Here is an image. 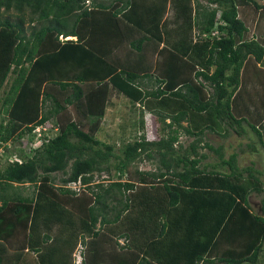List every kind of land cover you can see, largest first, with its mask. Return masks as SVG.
<instances>
[{
  "label": "trees",
  "instance_id": "obj_1",
  "mask_svg": "<svg viewBox=\"0 0 264 264\" xmlns=\"http://www.w3.org/2000/svg\"><path fill=\"white\" fill-rule=\"evenodd\" d=\"M167 1L0 0V9L20 15L17 22L0 19V90L8 86L0 143L7 148L40 127L37 146L0 163V242L18 227L27 229L9 264L22 263L30 252L32 264H75L78 245L81 264H264V198L261 214L248 203L249 194L264 191L257 170L237 168L235 154L220 156L229 172L208 169L197 152L213 150L204 137L218 133L222 122H246L264 148V104L253 115L250 93L242 95L247 64L254 61V73H264V34L248 37L240 16L244 7L260 11L264 4L192 0L194 38L205 41L191 51L194 60L165 45L151 72L119 69L105 59L122 39L117 16L144 32L131 48L141 50L148 39L162 42ZM178 2L170 0L173 12ZM64 35L76 38L61 41ZM87 82L94 85L84 90ZM44 84L57 87L64 102ZM112 90L138 108L139 134L121 148L122 156L96 136ZM260 95L264 99V89ZM65 111L72 117L61 123L57 117ZM146 113L160 120L165 136H144ZM47 123L53 135L40 134ZM179 132L193 137L182 152L175 146ZM143 154L158 166L135 168L137 181L93 180V173L109 172L112 159L124 169Z\"/></svg>",
  "mask_w": 264,
  "mask_h": 264
},
{
  "label": "rangeland",
  "instance_id": "obj_2",
  "mask_svg": "<svg viewBox=\"0 0 264 264\" xmlns=\"http://www.w3.org/2000/svg\"><path fill=\"white\" fill-rule=\"evenodd\" d=\"M199 1H201L202 3H207V0ZM258 1L261 4H264V0ZM243 10L245 11L242 13ZM240 12V16L249 28V31L247 33L248 37H252L253 35L260 37L262 34H264V8L258 11L252 7H244ZM172 13L173 6L171 5L168 11V15L171 16ZM3 18H8L11 22L20 21L19 13L14 10L5 12L3 11V9H0V19ZM27 25V16H25L24 27H27ZM202 46L199 45L196 50H198ZM254 64V61H252V63L250 64H247L249 71L245 70L243 77L247 75L249 76V79L247 81L244 80L246 86L244 88L245 93L242 94L243 97L247 98L246 92L248 91L250 93V99H252V101L251 103H247L250 105V110L253 111V115L257 111H263L261 103L264 104V99L260 95L264 89V73H261L259 71L260 73L255 74L254 70H256L258 67H254ZM251 66H253V68ZM6 90H8V86H4V88L0 90V123H2L3 125L6 124L8 120V117L3 113L2 109L3 91ZM110 93L111 95L109 99L111 104L106 109V114L102 120L100 129L96 133V136L107 144L113 145L115 153L122 156L121 148L128 141H132L139 134L136 132V127L134 124V119L137 118L138 115V108L137 106H132L129 99L116 90H112V92ZM64 97L63 93H60L59 97L57 98L63 103ZM145 116L146 126L144 136L146 138L158 139L160 136H163V134L164 136L167 134V132L162 133L160 131L162 124L158 118L149 113L145 114ZM69 117H72V113L70 111L61 112L58 115L57 120L59 118V122L62 123L65 122ZM50 123H47V130L45 129V131H42L41 129L40 134L42 133L44 135V133H46L49 135H53L55 133V131H52L50 129ZM241 126L242 127H239L236 124H233L232 126H230L229 124L225 125L222 122L220 127L221 130L218 133L207 132L204 137V142H207L209 145H211L213 147V150L203 146L197 148V152H199V154L205 155V157L201 160L200 165L208 169H211L216 165L215 168L217 170H220L222 172H229V166L220 163V156L228 159L232 154H235V162L237 168L243 169L247 166L252 167L254 170H257L256 174H258L262 182H264V148L261 144H259L258 138L246 122H243ZM37 134L38 133L36 132L35 136L34 134L32 136V134L30 133L25 135L21 140H11L9 142V147L6 145L7 148L5 147V145H2V143H0L1 166H5L7 159L12 157L13 155H20L23 153L22 151L29 152V148H32L33 143L37 144V139H39L40 137L39 136L37 138ZM178 136V143H175L176 150H179L181 152L182 150L185 151V148L192 142L193 137L187 136L182 132H179ZM178 144L181 145V148L178 147ZM215 149H220V153H216ZM29 155L26 154L25 156ZM24 157L19 156V159L22 160ZM117 165L118 160L112 159L110 162V173L106 171L95 172L93 173V180L98 182L102 179L112 178L111 180L125 181L131 179L132 181H137L135 174H133V170L135 168L141 170H155V168L158 166V159H155L153 161L151 159H147L143 154L142 160H136L124 169H119ZM246 174L247 173L245 172L244 176ZM59 176L60 174H58V177ZM27 186V190L31 189L29 185ZM263 198L264 191L261 193L252 192L251 194H249L248 203L254 213L261 214ZM87 199H91V197L88 196ZM26 230V228L18 227L15 234L8 240V242H0V256L3 260L2 264L14 263L15 259L14 255H12V248L25 242ZM80 251L81 246L78 245V249L74 252L76 264H79ZM25 254L27 256H25L24 260L22 259V263L19 262V264H32L33 262L31 258H33L34 260L36 259L34 253L32 254V252H30L29 254ZM15 264H18V261ZM259 264H263V261H261Z\"/></svg>",
  "mask_w": 264,
  "mask_h": 264
},
{
  "label": "crops",
  "instance_id": "obj_3",
  "mask_svg": "<svg viewBox=\"0 0 264 264\" xmlns=\"http://www.w3.org/2000/svg\"><path fill=\"white\" fill-rule=\"evenodd\" d=\"M109 0H107L108 2ZM179 3L178 0H174ZM180 6L175 8V11L171 16L168 15L170 9V0L167 1V7L163 19L160 23V28L163 33V41L159 42L155 39H148L142 43L141 50L137 51L130 47V42L144 35V32L126 21L123 17H116V24L121 32L122 39L119 45L108 54L105 59L111 64L115 65L119 69L132 70L137 73L151 72L155 65V58L158 50L163 46H167L177 52H183L184 57L192 59L191 51L196 50L199 45L205 44V41H197L194 38V27H193V12L194 6L192 0H181ZM190 24V26H189ZM166 25V30L164 28ZM172 35V42L167 41V33ZM75 36L64 35L60 36L62 40H73ZM188 53H190L189 56ZM194 60V59H192ZM129 64L139 66V69H135ZM199 65V64H197ZM94 82H87L84 85V90L90 89ZM48 84H44L43 90L53 92L54 95L57 94V87H48ZM53 86V85H52ZM49 89V90H46ZM59 96V95H58ZM126 97V96H125ZM109 107V106H108ZM148 114V113H146ZM151 114V113H149ZM153 115V114H152ZM146 117V116H145ZM146 126V124H145Z\"/></svg>",
  "mask_w": 264,
  "mask_h": 264
},
{
  "label": "clouds",
  "instance_id": "obj_4",
  "mask_svg": "<svg viewBox=\"0 0 264 264\" xmlns=\"http://www.w3.org/2000/svg\"><path fill=\"white\" fill-rule=\"evenodd\" d=\"M36 131L35 132H37V131H39L40 130V127H37L36 129H35ZM38 133V132H37ZM38 138V137H37ZM38 142H39V139H37V144H35V143H33V146H36V145H38ZM79 257H80V260H79V264H81V262H82V255H81V251L79 252ZM76 261V260H75ZM75 264H76V262H75Z\"/></svg>",
  "mask_w": 264,
  "mask_h": 264
},
{
  "label": "built area",
  "instance_id": "obj_5",
  "mask_svg": "<svg viewBox=\"0 0 264 264\" xmlns=\"http://www.w3.org/2000/svg\"><path fill=\"white\" fill-rule=\"evenodd\" d=\"M77 184H78V182H77ZM71 186H72V187H76V185H75V184H71Z\"/></svg>",
  "mask_w": 264,
  "mask_h": 264
}]
</instances>
